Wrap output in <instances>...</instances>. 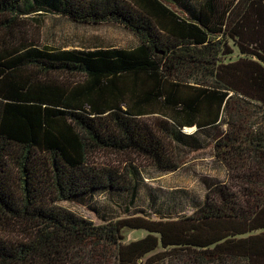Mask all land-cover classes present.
<instances>
[{
	"label": "trees",
	"instance_id": "1",
	"mask_svg": "<svg viewBox=\"0 0 264 264\" xmlns=\"http://www.w3.org/2000/svg\"><path fill=\"white\" fill-rule=\"evenodd\" d=\"M45 14L139 46L41 47L22 32ZM209 144L228 179L192 215L96 225L58 206L137 192L131 161L96 154L173 173ZM126 229L148 235L124 244ZM0 233V264H264V0H0Z\"/></svg>",
	"mask_w": 264,
	"mask_h": 264
},
{
	"label": "rangeland",
	"instance_id": "2",
	"mask_svg": "<svg viewBox=\"0 0 264 264\" xmlns=\"http://www.w3.org/2000/svg\"><path fill=\"white\" fill-rule=\"evenodd\" d=\"M199 1L184 0V3L194 8ZM167 4L177 10L176 6ZM23 28L22 35L25 39L34 40L41 47L53 49L89 51L97 48H116L133 50L139 46L136 36L119 24H78L66 17L45 14L30 16ZM237 58L238 53L236 52L228 60L234 61ZM194 131L195 128L191 131L185 130L187 134H192ZM205 141L206 138L202 137L201 142ZM207 141L210 142V140ZM181 151L179 158L182 166L173 173L161 172L145 159L135 155L108 152L96 154L91 157L92 162L103 167H117L125 174H127L125 168L131 161L141 173L137 192L97 193L93 198L60 202L58 206L70 210L96 225L133 216L160 220L192 215L203 204L207 185L225 182L228 175L226 169L215 159L211 144L196 152L186 149ZM7 235L8 233H0V236ZM147 235L148 233L144 230L126 229L123 233L124 244L139 241ZM160 251H162L161 248L157 252Z\"/></svg>",
	"mask_w": 264,
	"mask_h": 264
},
{
	"label": "bare ground",
	"instance_id": "3",
	"mask_svg": "<svg viewBox=\"0 0 264 264\" xmlns=\"http://www.w3.org/2000/svg\"><path fill=\"white\" fill-rule=\"evenodd\" d=\"M191 130H193V129H188V131H191Z\"/></svg>",
	"mask_w": 264,
	"mask_h": 264
},
{
	"label": "water",
	"instance_id": "4",
	"mask_svg": "<svg viewBox=\"0 0 264 264\" xmlns=\"http://www.w3.org/2000/svg\"><path fill=\"white\" fill-rule=\"evenodd\" d=\"M196 130V129H195Z\"/></svg>",
	"mask_w": 264,
	"mask_h": 264
}]
</instances>
